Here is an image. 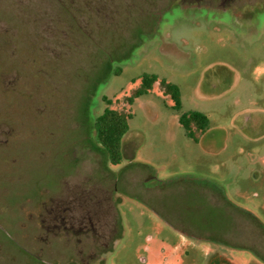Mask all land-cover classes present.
Here are the masks:
<instances>
[{"label":"rangeland","instance_id":"374dc122","mask_svg":"<svg viewBox=\"0 0 264 264\" xmlns=\"http://www.w3.org/2000/svg\"><path fill=\"white\" fill-rule=\"evenodd\" d=\"M63 1L85 36L68 31L74 21L58 0H0L6 89L14 82L35 89L39 76L23 63L41 55L31 33L57 45L63 61L53 66L60 92L45 104L30 89L11 109L0 94V222L27 249L0 245V264H264L248 231L254 222L264 229V0L234 9L186 0ZM34 9L51 19L36 17L31 31ZM60 27L65 45L56 40ZM17 33L8 61L4 38ZM144 75L177 85L182 110L159 82L129 105ZM105 99L132 114L119 165L95 143ZM191 111L210 120L203 133L193 127L196 139L179 121ZM9 115L20 119L13 141ZM89 188L92 211L90 204L72 213L93 217L96 233L62 245L63 234H47L43 219L55 224L56 196ZM24 207L31 219L22 234Z\"/></svg>","mask_w":264,"mask_h":264},{"label":"trees","instance_id":"16d2710c","mask_svg":"<svg viewBox=\"0 0 264 264\" xmlns=\"http://www.w3.org/2000/svg\"><path fill=\"white\" fill-rule=\"evenodd\" d=\"M58 3L62 4V8L67 10V12L70 13L71 18L74 21L72 25L73 26L72 30L69 28V24L66 25L68 31L70 30L72 34H74V32L75 33L78 32L81 35L82 32L76 26L78 22L76 21L77 20V16H75L76 12L74 13L73 9L70 10L69 6L67 5L68 3H65L63 0H58ZM13 9H20V8L15 7ZM37 10L38 9H34V12L33 11L30 12L29 27L31 31L35 30L36 25L34 24L35 22L34 20L36 17L39 18V20L45 19L46 21L51 19V17L48 16V13L47 15L42 13L44 10H38L39 12L38 14H36ZM16 16L20 17L19 15H16ZM51 25H54V23H52ZM36 28H38V26ZM57 31L58 32L56 34V40L61 39L62 43L65 45L67 43V40H66L67 32L65 33L66 39H63V36H61L62 28L60 27L59 29H57ZM14 32L16 33L17 31H14ZM31 34L36 36L37 37L36 41L38 40L41 43L39 44V47H38L41 53V55H39L41 59L40 60L36 59V58H39L37 56L33 59L24 57L25 62L23 63H26V64L32 63L34 67L29 65L28 69L32 67L35 70L34 74L37 73V75L39 76L37 77L39 80L36 81L35 89H31L30 86H26L23 84L21 85L15 82H14V87H12V90H10L9 88L6 89V87L3 85L4 82L2 80V76L5 74V69H3L2 65H0V94L6 97L11 109H12L13 98H16L17 101L24 100L23 99L24 97L30 98L32 96V93H30L31 90L35 92L34 95H38L39 92L43 93L42 96H39V95L37 96V98L39 99L38 103H43V104L49 101L48 99H50V96H53L56 92L58 93L60 92L59 90L60 80L58 78L59 75H56L57 69H53V66L56 67V66L63 65V61L60 59V55L57 54L55 50L57 45L51 44L48 40L41 39L39 33L38 34L31 33ZM82 35L85 36V34H82ZM15 36H18V33L13 34V36L11 34L9 36V39L7 40L6 38H4L5 39V47H4L5 53L4 54L5 56H8V61H9V56H10V51L8 52V44L10 45L11 43H13V47L15 46L14 44ZM45 44L47 46H45ZM12 56L10 57V62H9L10 66L12 65V62L15 63V57L13 58ZM44 57H45V60H43ZM46 58L49 60L46 61L47 60ZM20 61L22 62V58H20ZM60 67L58 68L60 69ZM7 71L9 72V70ZM158 82L160 83V86L162 88L164 95L169 96L174 101L175 103L174 108L177 111H181L182 110V98H181L180 88L173 83H168L166 80L159 81V78L156 75H144L142 78L141 87L138 88L134 92L132 97L127 98V103L129 105H132L135 98L148 94L151 90H153L154 86ZM50 88L55 89V91L51 92ZM105 102L107 103L108 107L104 110V112L100 116L96 118L95 123H94L93 129L95 132V143L101 150L104 151V153L107 154L108 160L111 162L112 165H119L123 161L122 141H123L124 136L127 134L129 130V119H131L132 114L127 113L125 111H118L116 109H113L111 107L113 105V102L109 99H105ZM38 106L42 109L44 108L42 104H39ZM8 120L16 128V132L14 133L13 140H17L15 138L19 134L18 126H19L20 119L13 120L11 119V115H9ZM179 121H180V124L185 129L187 137L191 139H196V135L193 131V127H195L198 131L203 133L207 130V128L210 125V120L208 116L198 111H191V112H186V113L181 114ZM38 126L39 125H34V128L38 129L37 128ZM118 229H119V225H118V228L115 234L119 231Z\"/></svg>","mask_w":264,"mask_h":264},{"label":"flooded vegetation","instance_id":"af4514ba","mask_svg":"<svg viewBox=\"0 0 264 264\" xmlns=\"http://www.w3.org/2000/svg\"><path fill=\"white\" fill-rule=\"evenodd\" d=\"M192 1H198V2L202 1L203 4H207V6L213 7V8L224 7V8H233L234 9V8H239L240 5H245V7H254L255 6L254 0H186V2H192ZM241 3H243V4H241ZM14 133L12 134L11 141H13ZM62 184H65V183H62ZM90 191H91L90 188L86 189L85 191H83L84 192L83 196H79V195H77V193H78L77 190H75L74 192L65 190L64 196H66V198H63L61 196L60 197L56 196L57 197L56 198L57 203L55 205V214H56L55 215V224L50 226L48 223H46V219L45 220L43 219V222H44L43 228L45 229L44 231L47 234H49L51 232H55V231H57V234L62 233L63 235L60 238V241H62V245H64L67 242L73 241L72 239L73 238L76 239L77 236H81V237L87 236L88 237L91 234H95L96 233V230H95L96 224L93 220V217L88 218V219L86 217V219L83 218L81 221H79V219L76 218L74 216V214L72 213V211H74L76 208L82 209L84 207V205L89 206L90 204H91V208L90 207L88 208L90 210L88 212L92 211V208L95 206V205H92L93 203H95V199L91 196ZM51 199H54V198H51ZM99 203H100V201H99ZM24 209H25V211L22 210V213H21L23 220L18 223V225H19L18 229L20 228V230L22 231V234H25V233H27V231H29V221L31 219L30 211L28 209H26L25 207H24ZM67 212H69L70 214H68ZM102 213L104 214L105 212L102 211ZM49 214L50 213L46 214L48 216L47 218L50 217ZM2 218H3V216L1 215V219ZM68 221L70 223H68ZM27 224H28V226H27ZM0 245L6 246L10 252L14 251L15 247H16V249L23 251L24 254H26L25 251H27V249H25V247L19 246L20 244H19L17 237L12 236L10 234V232L3 226V224L1 222H0ZM106 246H107L106 248H103V250H104L103 256L105 255L106 251L110 247L109 241L106 242ZM12 259H13V254L9 258V260H12ZM39 259L41 261H43V263H48L42 257H40ZM39 259H36V260L39 261ZM98 261L99 260H96V261L92 262V264H96V263L100 264ZM61 262L66 263L63 261H61ZM11 264H12V262H11ZM50 264H56V263H50ZM57 264H61V263H57Z\"/></svg>","mask_w":264,"mask_h":264},{"label":"crops","instance_id":"0c3cea01","mask_svg":"<svg viewBox=\"0 0 264 264\" xmlns=\"http://www.w3.org/2000/svg\"><path fill=\"white\" fill-rule=\"evenodd\" d=\"M215 202H219V200H216ZM249 232H251V235L257 237V243L255 244L262 252L264 256V229H262L257 223H253V226L248 229ZM255 237V238H256Z\"/></svg>","mask_w":264,"mask_h":264}]
</instances>
